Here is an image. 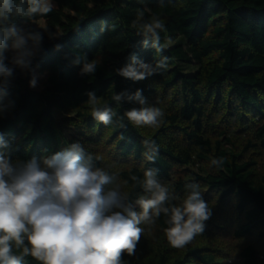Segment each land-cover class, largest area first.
Masks as SVG:
<instances>
[{
	"label": "trees",
	"instance_id": "trees-1",
	"mask_svg": "<svg viewBox=\"0 0 264 264\" xmlns=\"http://www.w3.org/2000/svg\"><path fill=\"white\" fill-rule=\"evenodd\" d=\"M51 3L53 10L46 15L14 18L18 28L24 21L39 18L51 27L48 33L28 28V32L41 33L39 44L29 46L33 51L29 66L46 74L45 88H32L31 75L5 57V65L13 73L6 85L0 77V135L8 145L0 152L11 162L23 163L33 157L42 162V158L79 142L94 167H100L99 144L112 139L117 153L135 162L122 167L119 176L124 184L121 194L137 212V199L150 197L138 183L150 169L169 190L172 198L166 206L181 205L193 190L187 185L198 184L209 208L214 197L220 201L234 198L230 207L241 218L237 236L257 234L264 240V171L257 170L258 162L252 156L264 151V0ZM141 11L145 20L157 16L164 22L161 44L170 43L162 52L152 49L151 39L148 47H143L144 38L133 27ZM56 30L60 33L55 34ZM11 42L7 41L9 47ZM133 55L153 65L167 57L166 68L142 81L120 76L117 69L130 63ZM76 57L96 61L95 73L81 76L82 65L72 63ZM137 89L142 90L147 106L162 111L157 125L138 126L125 117L128 110L140 107L127 99ZM89 91L95 92L97 107H109L116 113L113 123L104 125L93 117ZM119 93L127 95L117 102L113 97ZM56 111L70 113L67 121L80 129L77 139L65 134ZM145 141L154 142L158 149L154 162L146 158L152 149H147ZM219 158L223 163L212 165L211 161ZM179 166L192 168L184 170L183 179L170 182L172 171ZM133 176L138 181L132 180ZM212 215L204 222V232L199 233L202 237ZM167 220L161 213L154 223H147L145 249L131 256L123 253L122 264L220 261L215 253L206 251L170 260L159 250L160 233L151 237L147 232L149 226L157 225L166 233ZM13 251L19 254L15 248ZM240 255L242 264H264V254L253 242L244 245ZM23 264L41 262L26 256Z\"/></svg>",
	"mask_w": 264,
	"mask_h": 264
},
{
	"label": "clouds",
	"instance_id": "clouds-1",
	"mask_svg": "<svg viewBox=\"0 0 264 264\" xmlns=\"http://www.w3.org/2000/svg\"><path fill=\"white\" fill-rule=\"evenodd\" d=\"M53 7L51 0H0V77L4 78V85L13 73V69L5 65L7 41H12L13 63L27 67L33 55L29 41L36 45L41 40L40 32L25 33L16 26L14 18L46 15ZM133 27L144 38V48L148 47L149 39L157 52H162L170 43L169 40L161 44L160 34L166 29L157 16L145 20L141 11ZM130 61L117 72L133 81L145 80L167 65V57L154 65L137 60L135 55ZM72 63L82 65L81 76L93 74L97 68L96 61H82L80 57ZM35 85L36 80L32 79L30 86ZM141 92L137 89L127 96L140 107L124 115L134 125L155 126L163 113L157 107L147 106ZM87 95L93 117L104 125L113 123L116 113L109 107H97L95 92L89 91ZM125 95L119 93L113 99L119 102ZM145 145L152 149V154L146 152V158L154 162L158 152L155 143L145 141ZM7 146L0 135V148ZM211 163L219 166L223 158L213 159ZM113 180L105 170L94 167L91 156L79 142L42 158V162L33 157L27 162L13 163L0 152V264H23L26 256L41 264H122L123 253L135 254L144 231L140 227L142 223H154V218L164 213L168 216L169 227L165 230L168 242L174 248H182L204 232V222L212 215L198 184L187 185L193 190L181 205L166 206L172 198L169 190L156 179L155 172L148 169L142 181L132 177L150 194L149 198L137 199L135 203L141 209L137 212L127 196L121 194L119 186L106 188ZM14 248L19 254L14 253Z\"/></svg>",
	"mask_w": 264,
	"mask_h": 264
},
{
	"label": "rangeland",
	"instance_id": "rangeland-1",
	"mask_svg": "<svg viewBox=\"0 0 264 264\" xmlns=\"http://www.w3.org/2000/svg\"><path fill=\"white\" fill-rule=\"evenodd\" d=\"M28 28H33L35 30L41 31L43 33H48L51 30V27L47 25V22L43 18L34 19L30 21H24L20 26V29H23L25 33L28 32ZM44 29L48 31L45 32ZM55 34L60 33V30H56ZM29 46L34 47L33 43L29 41ZM15 53L9 49L4 52V56L8 58L13 63V57ZM100 59L102 57H99ZM16 65V64H15ZM19 66V65H17ZM21 67V66H19ZM25 74L31 75L30 81L32 79L36 80L35 87H32L37 90H42L45 88L44 80L46 78V74L39 73L35 70H32L28 64L27 67H21ZM57 120L62 123V128L65 134L68 137L75 138L79 137L80 129L73 126L67 121L68 116H70L68 112L56 111ZM237 128V127H236ZM235 128V129H236ZM99 153L102 159V163L100 167L105 170L109 175L114 177L113 183L106 186V188H113L119 186L120 192H122L124 188V184L119 176L120 169L125 165H133L135 162L132 159H123L119 153H117L115 149V145L112 142V139L108 141H102L99 144ZM253 158L258 162L257 170L264 171V151L260 150L259 152H253ZM18 163V162H13ZM192 168L191 166H179L172 171V177L169 180L173 182L175 180H180L184 178L185 169ZM205 192V191H204ZM234 198H230V200L226 199L225 201H220L219 197H214L213 206L210 207L213 215L209 222H207V233L205 236H201V234H197L195 238L187 245L182 248H174L168 242L166 233L162 232V230L157 225L149 226L147 232L151 235V237L158 236L160 233L161 240V249L164 250L166 254L169 256V259L172 260L177 257H185L191 256L193 257L194 252H210L215 253L218 257L217 260L219 262H215L213 264H242V257L240 255L241 249L247 243L253 242L257 244L262 253L264 254V240H261L257 234L254 235H246L243 237H239L235 234V230L239 225L241 218L240 215L235 209H231L230 204L233 202ZM141 210V209H140ZM139 210V211H140ZM141 228L144 229L139 242L136 245L135 254L139 249H145L142 245L143 241H145V228H147V223H142L140 225ZM146 242V241H145ZM204 250H203V247ZM195 263V262H193ZM143 264H153L150 261H147Z\"/></svg>",
	"mask_w": 264,
	"mask_h": 264
}]
</instances>
